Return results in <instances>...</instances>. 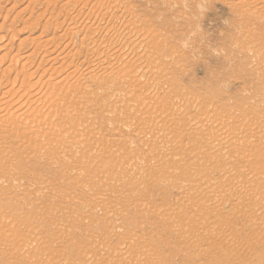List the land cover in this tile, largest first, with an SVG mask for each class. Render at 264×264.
Here are the masks:
<instances>
[{
  "label": "rangeland",
  "instance_id": "rangeland-1",
  "mask_svg": "<svg viewBox=\"0 0 264 264\" xmlns=\"http://www.w3.org/2000/svg\"><path fill=\"white\" fill-rule=\"evenodd\" d=\"M0 6V264H264V0Z\"/></svg>",
  "mask_w": 264,
  "mask_h": 264
},
{
  "label": "bare ground",
  "instance_id": "bare-ground-1",
  "mask_svg": "<svg viewBox=\"0 0 264 264\" xmlns=\"http://www.w3.org/2000/svg\"><path fill=\"white\" fill-rule=\"evenodd\" d=\"M3 5V4H2ZM1 7V6H0ZM3 7V6H2ZM17 7V6H16ZM16 9V8H15ZM11 10V9H10ZM8 14V13H7ZM12 14V13H11ZM4 15V14H3ZM1 13H0V22L2 23V21H3V18L5 19L6 17H4ZM8 15H10V14H8ZM8 15H6V16H8ZM8 18H9V16H8ZM6 21V20H5ZM5 21H3V23L5 22ZM5 24H6V22H5ZM2 26H3V24H2ZM10 26V25H9ZM14 28V27H13ZM17 28V27H16ZM1 29V28H0ZM11 29V28H10ZM8 30V29H7ZM9 32V31H8ZM132 42H134V40L132 41ZM50 54V53H49ZM46 55V54H45ZM3 64V63H2ZM8 66V65H7ZM9 69V68H8ZM10 70V69H9ZM2 72V71H1ZM60 99V98H59ZM53 101V100H52ZM60 101V100H59ZM58 100H56V98L54 99V101H53V103L54 104H58V103H60ZM63 102V101H62ZM53 104V105H54ZM235 153V152H234ZM230 203V202H229ZM210 204V209L211 210H213V209H216V208H218L219 207V205L218 204H216L215 202H210L209 203ZM227 204L228 203H222V208H226V206H227ZM231 206V205H230ZM132 264H138V263H136L135 261L132 263Z\"/></svg>",
  "mask_w": 264,
  "mask_h": 264
}]
</instances>
